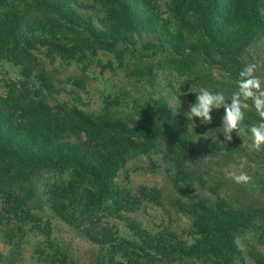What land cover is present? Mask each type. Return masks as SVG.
<instances>
[{"label":"trees","instance_id":"trees-1","mask_svg":"<svg viewBox=\"0 0 264 264\" xmlns=\"http://www.w3.org/2000/svg\"><path fill=\"white\" fill-rule=\"evenodd\" d=\"M84 1L0 0V59L19 69L17 79L0 85V231L12 236V221L38 223L35 209L50 210L106 250L98 264H122L117 259L126 264H232L240 253L232 231L257 229L253 221L264 222V209L256 205L264 202L252 198V204L241 201L232 207L223 198L199 193L196 180L208 175L195 158L227 156L240 145L232 134L230 141H224L223 132L212 134L218 109L211 112L210 124L188 120L185 113L206 87V77L214 84L212 91L219 86L231 97L252 43L264 48V0H173L168 17L146 0ZM94 12L100 15L96 23ZM121 45L129 51L139 82L145 78L150 86H159L135 105L131 124L108 107L97 115L74 105L51 107L57 91L37 53L82 64ZM122 61L121 56L120 66ZM172 74L194 79L197 87L186 105L167 82ZM205 130L207 141L198 140V132ZM79 136L93 144V158L73 143ZM151 152H158L161 169L170 171L166 178L175 196L170 205L189 216L186 239L151 233L126 216L142 199L160 204L162 191L156 188L141 187V199L115 183L126 160ZM262 154L258 182L264 187ZM104 218L123 221L127 231L114 237L101 223ZM46 249L52 254L42 249V264H77L67 255L59 257L52 241ZM249 254V263L264 264Z\"/></svg>","mask_w":264,"mask_h":264},{"label":"rangeland","instance_id":"rangeland-1","mask_svg":"<svg viewBox=\"0 0 264 264\" xmlns=\"http://www.w3.org/2000/svg\"><path fill=\"white\" fill-rule=\"evenodd\" d=\"M79 1L81 3L85 2L84 0ZM146 1L150 4L155 3L160 12L168 17L167 6L173 0ZM262 8L264 10V6ZM97 16L100 17L96 12L91 14L95 23L98 20ZM251 46L245 60L248 64L257 65L255 75L264 81V48L260 45L257 46L255 43H252ZM36 55L39 60L42 59L40 61L43 64L42 68L57 91L56 95L50 100L53 109L62 108L65 105H74L89 114L97 115L106 112L105 108L108 107V112L131 124L132 120L135 119L133 111L135 105L141 104L143 97L157 90L156 88L159 90V86H150L147 79L142 78L139 82V77L134 76L135 65L129 62V51L123 45L115 49L113 53L99 51L94 57L85 60L82 64L59 58L55 60L46 59L42 52ZM121 56L123 58L122 66L119 63V57ZM107 64H109V67ZM18 72L17 66L0 59V85L7 78L17 79ZM172 75H167V82L171 83L174 87L173 90L181 95V101H183L181 105H186L189 96L194 94L197 87L192 82L194 79L191 77L186 80L184 77L179 78ZM215 77L218 79V75H215ZM204 80L206 82L205 86L211 89L209 86L214 85L209 82L211 78L206 77ZM233 87L235 85L232 84ZM216 88L218 92L223 93L219 86ZM235 91H237V86L232 89V93ZM247 102L250 108L245 112V118L241 124V127L245 130L260 122V117L252 106V101ZM218 110V118L215 123L211 124L213 127L212 134L213 132H222L224 109L220 108ZM213 114L214 112L210 113L214 118ZM206 127L209 128V126ZM206 132V130L198 132L200 134L199 137L197 135L198 140L207 141L210 134H205ZM231 134L233 137L238 138L240 145L238 148H234L232 153L213 159L195 158L196 163L202 164L201 171L208 175L202 173L200 180H196L197 189L201 195L210 197L212 200L225 199L232 204V207L240 206L241 201L244 204H252L254 201H252V198H259L260 202H264V187L258 182L260 167L263 165L259 155L263 152L262 155L264 156V145L261 146L259 151H249L247 145L251 143L250 133L248 136L237 135L235 131ZM73 143L89 153L92 156L91 158L95 155L93 144L87 143L83 136L75 138ZM158 152L132 156L126 160L116 175L115 183L120 187H124L131 195L138 196L141 199L142 197L138 193L141 187H145L147 191L153 188L162 191L160 204L156 205L148 202V199H142L137 209L126 216L135 220L137 224L151 233L164 232L175 236L178 240L186 239L190 235L188 234L190 219L188 214L185 215L179 212L176 207L170 205V200L174 196L171 183L167 179L170 171L165 172L161 169V155ZM152 163L155 164V168L152 167ZM241 171L251 177L248 183L237 184L231 178L233 172L239 174ZM260 176H263V174H260ZM243 194L246 197H243ZM33 206H37L36 203H33ZM256 206V209H264V203ZM34 213L41 218L38 223L23 224L12 221L9 228L12 229L13 237L6 235L7 230H5V233L0 231V264H8L7 262L12 264H42L39 253L42 249L46 252L50 251L46 247L51 241L54 243L55 248L58 247L59 257L67 255L70 260L77 262V264H98V257L101 258V255L107 256L106 250H102L98 245L81 236L74 228L55 219L50 210L40 211L35 209ZM253 222L257 229L239 230L235 233L232 231L234 242L240 252L239 256L236 255L237 258L234 257L232 264H251L246 259L253 260L249 254L251 252H254L259 259L261 258L260 260L264 261V238L261 237L264 234L262 232L264 231V222ZM101 223L107 224L103 226L108 227L114 237L115 234H117V237L122 236L120 233L127 231L125 223L119 219L104 218ZM258 227H261V229H258ZM3 229L4 227H0V230ZM48 232L49 235H47ZM50 253L52 254L51 251ZM240 259H244L243 263L240 262ZM117 262L126 264V259H117Z\"/></svg>","mask_w":264,"mask_h":264},{"label":"clouds","instance_id":"clouds-1","mask_svg":"<svg viewBox=\"0 0 264 264\" xmlns=\"http://www.w3.org/2000/svg\"><path fill=\"white\" fill-rule=\"evenodd\" d=\"M257 65L248 64L239 72L237 91L230 98H226L222 92H214L208 87H201L196 94L195 103L189 105V111L185 113L188 120L199 119L201 124H210L214 109H224L222 117V132L224 141L232 139L231 133L248 136L251 143L247 145L249 151H259L264 145V81L255 75ZM252 101V106L260 117L258 124H253L246 130L241 127L245 118V112L250 108L247 101ZM230 101V102H229ZM223 143L222 141H219ZM231 178L235 183H248L251 177L241 171L233 172Z\"/></svg>","mask_w":264,"mask_h":264}]
</instances>
